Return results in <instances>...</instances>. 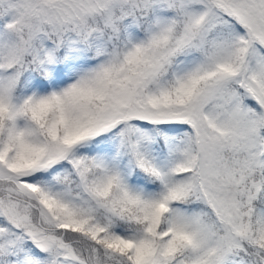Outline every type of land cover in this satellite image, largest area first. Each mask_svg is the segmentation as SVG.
Wrapping results in <instances>:
<instances>
[{
	"label": "snow or ice",
	"instance_id": "snow-or-ice-1",
	"mask_svg": "<svg viewBox=\"0 0 264 264\" xmlns=\"http://www.w3.org/2000/svg\"><path fill=\"white\" fill-rule=\"evenodd\" d=\"M0 264H264V0H0Z\"/></svg>",
	"mask_w": 264,
	"mask_h": 264
}]
</instances>
